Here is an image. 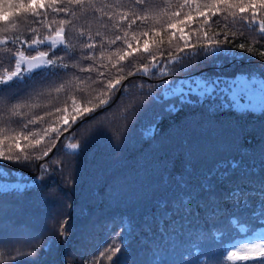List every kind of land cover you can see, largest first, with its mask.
Wrapping results in <instances>:
<instances>
[{
    "label": "snow or ice",
    "instance_id": "6c2138e0",
    "mask_svg": "<svg viewBox=\"0 0 264 264\" xmlns=\"http://www.w3.org/2000/svg\"><path fill=\"white\" fill-rule=\"evenodd\" d=\"M185 9L188 11L185 12ZM193 11L197 16L203 17L201 28L193 31H203V26L211 27L209 20L219 14L226 22L225 27L228 23L233 27L239 24L242 29L264 38V0H178L175 6L171 0H163V3L161 0H113L112 3L107 0H0V25H3L0 31L6 34L0 38V44L5 45L0 65L7 63L12 69L5 67L3 75H0V110L5 114L0 120L9 125L0 140V144H4V147L0 148V160L32 167V162L44 161L49 157L61 137L68 143L61 141V148L56 149L57 152L64 148H80L78 143L71 142V139L77 138L79 128L97 119V116L92 115L97 109L108 110L110 104L122 99L127 90V86L122 85V80L127 79V76L117 75L112 78L108 72L111 68H116L117 73L124 72L125 66H121V62L131 56L133 51H140L139 46L133 49L132 43L129 42V30L136 25L141 29L154 31V25L162 21L161 27L167 25L175 34L177 24H186L192 20ZM105 18L111 23V28L104 22ZM80 21L87 25V31L83 27L77 29L76 23ZM93 23L99 24L94 35ZM41 28L48 32L43 38L40 34ZM101 28L121 34L106 38V33H102ZM66 30L72 33L67 39ZM25 32L31 34L27 39L23 38ZM141 34L147 37L149 32L142 31ZM77 36L83 39L80 55L71 56L74 62L70 64L65 61V57L73 52L75 45L71 41ZM227 36L225 32V40ZM95 37L100 38L99 44ZM181 39L185 48L194 47L183 30ZM203 39L208 42L200 44L199 50L191 57L194 60L199 58L197 67L210 66L208 61L213 57L234 56L232 50L223 47L219 40H209L207 31H203ZM118 41L125 46V51L122 54L117 52L115 63H112L111 54L108 62L104 63L105 45H116ZM41 46H46L47 50H41ZM239 47L243 49L244 45L240 44ZM57 48L60 51H57ZM26 51L29 52L28 55L25 54ZM143 51L149 52L147 40L144 41ZM261 55L264 56V53ZM97 59L101 62L97 63ZM152 59L155 61V56ZM82 61L91 63L82 66ZM213 63H216L217 67L221 66L216 61ZM153 68L156 70L142 67L138 71L149 77L159 75V87L162 91L147 93L150 96L148 101H139L127 109L129 113L139 115L150 113L157 107L161 109L159 113H155L152 123L143 133L147 138H153V129L158 127L157 122L163 115L175 114L182 110L185 104H193L194 101L189 98L192 95L204 100L215 96L218 91L229 93L232 108L264 115V79L256 75L225 79L220 75L205 78L201 73L199 76L193 75L183 79H167L166 77L175 74L163 71L155 63ZM69 69L73 71L70 72ZM180 71L191 69L181 67ZM82 73L89 75L82 78ZM93 73L96 78H93ZM73 80L78 81L80 87L69 90L66 85ZM58 81L65 82L57 84ZM222 82L226 85L223 88ZM85 85L91 88L94 95L86 102L78 103L75 96L69 93H84ZM92 85L98 87L93 88ZM139 87L143 88L144 85ZM53 91L55 96H52ZM62 92L66 94L62 104H54L43 115H30L24 119L20 109L32 107L27 101L33 96H52L53 100H59V94ZM170 100L176 102L169 103ZM89 116L91 119H85ZM13 117L19 119L13 120ZM12 123L20 129L16 135L9 134L15 131L10 127ZM44 124L48 126L45 127ZM37 127L39 130H34ZM21 140L26 142L25 147L21 146ZM45 140L48 141L47 144ZM5 141L8 143L5 144ZM33 150L40 154L29 155ZM259 153H264V146ZM67 154L79 153L71 151ZM246 159H251V163H246ZM254 159L245 151L240 159L218 162L199 178L195 191L191 183L193 163L190 155L185 160L182 171L163 177V184L173 183L179 191L171 201L170 208L169 201L160 202V208L164 210L163 215L155 221L160 242L144 244L146 257H151L146 264H167L162 255L170 248L182 250L181 264H200V258L194 255L195 252H199L200 256H207L210 264L213 261L215 264H221V258L225 261H252L254 264H264V161L256 165L252 162ZM49 164L52 167H49ZM38 166L40 175L32 181V185L37 188L47 186L44 183L46 177L57 175L63 185L71 183L59 160L50 159L48 162L39 163ZM49 183L53 188L56 186L54 179L49 180ZM29 187L31 185L20 180L10 182V174L0 170V198L23 192ZM5 206V201L0 199V210ZM192 218L198 223L193 225ZM66 224L67 220L56 229L58 237L64 241L67 240V234L63 230ZM133 231L132 226L123 219L113 220L111 227L106 225L104 232L107 239L97 249L92 264H127L129 257L131 264H135L130 243ZM232 232L252 234L246 237V241H234L231 246L224 247L225 237ZM49 240L51 244L57 243L56 236L50 237ZM186 255L192 259H186Z\"/></svg>",
    "mask_w": 264,
    "mask_h": 264
},
{
    "label": "trees",
    "instance_id": "16d2710c",
    "mask_svg": "<svg viewBox=\"0 0 264 264\" xmlns=\"http://www.w3.org/2000/svg\"><path fill=\"white\" fill-rule=\"evenodd\" d=\"M107 2L112 3L113 0ZM177 2L178 0H171L173 6ZM186 11L188 9H185ZM96 15L99 16L98 13ZM181 15L183 16V13ZM104 22L111 28V23L106 18ZM161 23L154 25V31H149L148 28L141 29L136 25L129 30V42L132 43L133 49L139 46L140 51H133L131 56L121 62V66H125L124 72L117 73L116 68H111L108 72L112 78L117 75L127 76V79L122 80V85L127 86V90L122 99L110 104L108 110L97 109L98 112L95 114L97 119L79 128L77 138L71 139V142L78 143L80 148L76 150L64 148L57 152L56 149L61 148V141L68 143L61 137L49 157L44 161L32 162V167L0 160V170L10 174V182L20 180L31 185L23 192L0 198L6 205L0 210V264H92L97 249L107 239L104 227L106 225L111 227L113 220L121 219L134 229L130 238L132 259L135 264H146L151 257H146L143 251L144 244L160 242L155 222L163 215L164 210L160 208V202L169 201L170 208L171 201L176 198L179 191L173 183L163 184V177L182 171L183 164L190 155L193 163L191 183L195 191L199 185V178L220 161L240 159L245 151L250 158H255L252 161L254 164L259 165L264 161V153H259L264 146V115L232 108L229 93L218 91L215 96L204 100H200L196 95L190 96L193 104H185L182 110L175 114L163 115L157 122L158 127L153 129V138L144 136L143 133L152 123L155 113H159L161 109L157 107L143 115L129 113L127 109L139 101H148L150 96L147 93L155 94L162 89L159 87L161 77L146 76L142 71H138L142 67L155 71L153 68L155 63L163 71L175 74L166 77L167 79L199 76L201 73L205 78L220 75L225 79H234L238 75H256L264 79V56L261 55L264 53V38L242 29L239 24L233 27L228 23L225 27L226 22L219 14L211 17L209 20L211 27L203 26V31L208 32L209 40H219L223 47L230 48L234 56L213 57L208 61L210 66L197 67L199 58L194 60L191 57L199 50L200 44H206L208 41L203 39V31L193 29L201 28L203 17L197 16L193 11L192 20L186 24H177L175 34L167 25L161 27ZM2 27L3 25H0V28ZM76 27L77 29L83 27L87 31V25L83 21L77 22ZM98 27V23H93V35ZM100 30L106 33V38L121 34L103 28ZM181 30L189 37V43L194 47L185 48ZM142 31H148V36H143ZM225 32L228 34L227 40L224 38ZM40 34L43 38L48 32L41 28ZM5 35L0 31V38ZM30 35L25 32L23 38L27 39ZM71 35L72 33L66 30V39ZM95 39L99 44L100 38ZM145 40L148 41L147 53L143 51ZM82 42L83 39L78 36L71 41L75 48L70 56L65 57L66 62L70 64L74 62L71 56L79 57ZM240 44L244 45L243 49L239 47ZM4 49L5 45L0 44V57L4 56ZM41 50H47L46 46H41ZM57 51L60 49L57 48ZM96 51L98 56L99 48ZM104 51L103 62L107 63L111 54L112 63H115L117 52L122 54L125 46L118 41L116 45H105ZM25 54L28 55L29 52L26 51ZM153 56L155 61L152 59ZM213 61L221 66L217 67ZM100 62L97 59V63ZM90 63L91 61H82V66ZM5 67L12 70L7 63L0 65V75H3ZM181 67L191 71L181 72ZM80 75L86 78L89 74ZM92 76L96 78L95 73ZM64 82L58 81L57 84ZM141 84L144 85L143 88L139 87ZM223 84L222 82L221 86ZM66 87L72 90L80 87V84L73 80ZM84 87V93L71 91L69 93L75 96L78 103L86 102L94 95L91 88L87 85ZM92 87L96 88L98 85ZM55 95L53 91L52 96ZM52 96H33L28 100L27 103L32 107L20 109L24 119L30 115H43L54 104H62L66 94L60 93L59 100H53ZM174 102L176 101H169ZM4 115L0 110V117ZM8 127L9 125L0 120V140L3 139L4 130ZM10 127L15 129L9 133L10 135H16L20 131L15 123ZM75 127L74 125L73 128ZM34 130L38 131L39 128ZM7 143L5 141V144ZM47 143L45 140V144ZM25 144L26 142L21 140V146L25 147ZM3 147L4 144H0V148ZM71 151L79 154H67ZM39 154L40 152L35 150L29 152L31 156ZM50 159L61 162L64 174L71 180L70 184L63 185L57 175L46 177L44 183L47 186L43 188L32 185L33 179L40 175L39 163L48 162ZM246 163H251V159H246ZM49 167L52 165L49 164ZM53 179L56 181L54 188L49 183V180ZM65 220L67 224L63 230L67 234L66 241L60 239L56 233V229L60 228ZM192 223L195 225L198 221L192 218ZM251 234L232 232L225 237L223 246L229 247L234 241H246V237ZM53 236L57 238L56 244H51L49 240ZM194 255L199 256L200 264H210L207 256H200L199 252H195ZM162 258L167 264H181L182 250L170 248ZM185 258L192 259L187 255ZM127 264H131V257L128 258ZM221 264L254 262L225 261L221 258Z\"/></svg>",
    "mask_w": 264,
    "mask_h": 264
},
{
    "label": "rangeland",
    "instance_id": "374dc122",
    "mask_svg": "<svg viewBox=\"0 0 264 264\" xmlns=\"http://www.w3.org/2000/svg\"><path fill=\"white\" fill-rule=\"evenodd\" d=\"M197 76V75H196ZM238 76H241V75H238ZM183 78H186V77H183ZM183 78H181V79H183ZM235 79V78H234ZM260 79H262V78H260ZM226 85L225 84H223L221 87L223 88V87H225ZM229 96H230V94H229ZM242 103H243V101H242Z\"/></svg>",
    "mask_w": 264,
    "mask_h": 264
},
{
    "label": "water",
    "instance_id": "95a60500",
    "mask_svg": "<svg viewBox=\"0 0 264 264\" xmlns=\"http://www.w3.org/2000/svg\"><path fill=\"white\" fill-rule=\"evenodd\" d=\"M98 111L94 112L92 115H95ZM90 117V116H89ZM89 117H85V119L89 118Z\"/></svg>",
    "mask_w": 264,
    "mask_h": 264
}]
</instances>
